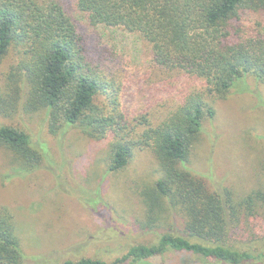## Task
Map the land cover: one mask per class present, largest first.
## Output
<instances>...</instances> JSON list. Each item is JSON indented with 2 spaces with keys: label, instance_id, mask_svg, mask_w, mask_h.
<instances>
[{
  "label": "trees",
  "instance_id": "1",
  "mask_svg": "<svg viewBox=\"0 0 264 264\" xmlns=\"http://www.w3.org/2000/svg\"><path fill=\"white\" fill-rule=\"evenodd\" d=\"M99 27L138 34L156 66L180 71L203 89L187 90L157 122L130 120L122 82L91 47L88 31ZM11 54L2 115L16 107L45 111L53 135L75 128L92 140H109V172L127 169L138 148L150 150L160 172L140 192L144 209L137 220L154 240L112 262L62 264H142L168 252L205 264L261 263L262 254L231 244L229 232L264 220V191L235 202L231 192L211 191L189 164L204 121L217 113L208 99H226L241 82L249 90L251 77L264 84V0H0V63ZM100 97L110 100L108 108L98 104ZM0 146L10 150L18 173L39 168L47 155L14 126L0 125ZM176 223L182 233L174 231ZM15 229L10 210L0 207V264L25 262Z\"/></svg>",
  "mask_w": 264,
  "mask_h": 264
},
{
  "label": "rangeland",
  "instance_id": "2",
  "mask_svg": "<svg viewBox=\"0 0 264 264\" xmlns=\"http://www.w3.org/2000/svg\"><path fill=\"white\" fill-rule=\"evenodd\" d=\"M88 32L91 47L104 55L122 82V106L130 120L157 122L187 90L203 89L200 81L180 71L156 66L138 34L104 27ZM13 64L12 54L0 63L2 95ZM247 83L249 90L241 82L226 99H208L217 113L204 121L189 164L211 191L231 192L235 202L264 191V84L253 77ZM109 102L106 97L98 100L106 108ZM16 108L8 116L0 113V125L26 131L37 147L47 151L39 168L18 173L12 153L0 146V207L14 216L24 264H62L83 258L112 262L129 247L155 239L137 226L144 209L140 192L160 178L149 149L138 148L127 169L111 173L109 140H92L75 128L53 135L45 111L27 113ZM245 224L238 232L230 230V243L262 254L260 264H264V220L244 229ZM175 225L174 231L180 227ZM142 264L205 263L188 253L168 252Z\"/></svg>",
  "mask_w": 264,
  "mask_h": 264
}]
</instances>
